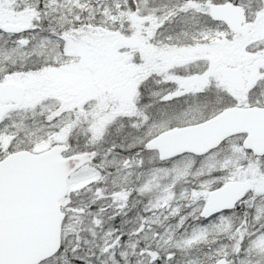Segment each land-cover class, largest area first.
Instances as JSON below:
<instances>
[{"label": "snow or ice", "instance_id": "obj_1", "mask_svg": "<svg viewBox=\"0 0 264 264\" xmlns=\"http://www.w3.org/2000/svg\"><path fill=\"white\" fill-rule=\"evenodd\" d=\"M0 264H264V0H0Z\"/></svg>", "mask_w": 264, "mask_h": 264}]
</instances>
